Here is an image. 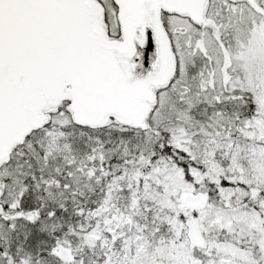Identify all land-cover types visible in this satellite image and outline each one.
Masks as SVG:
<instances>
[{
    "label": "snow or ice",
    "instance_id": "6c2138e0",
    "mask_svg": "<svg viewBox=\"0 0 264 264\" xmlns=\"http://www.w3.org/2000/svg\"><path fill=\"white\" fill-rule=\"evenodd\" d=\"M0 264H264V0H0Z\"/></svg>",
    "mask_w": 264,
    "mask_h": 264
}]
</instances>
